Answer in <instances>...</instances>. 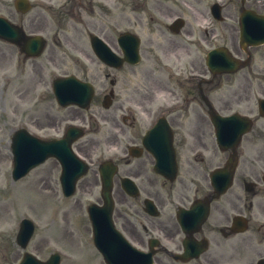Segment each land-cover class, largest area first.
Wrapping results in <instances>:
<instances>
[{
    "label": "rangeland",
    "instance_id": "1",
    "mask_svg": "<svg viewBox=\"0 0 264 264\" xmlns=\"http://www.w3.org/2000/svg\"><path fill=\"white\" fill-rule=\"evenodd\" d=\"M5 135V131H0V138H4ZM0 143L4 144L5 140L0 141ZM0 147V238L2 237V235H6L9 233L13 235L15 233V228L18 225L21 214L27 212V214L30 215L38 223V230L33 238L34 241L32 243L35 249L38 247V245H41L40 238L48 236L49 242L51 240H55L56 235L53 236V232H51L54 231V233L56 232L58 241L60 242L58 248L63 251L65 256L67 255L66 257H68L65 258V260L72 259L75 264H104L101 260V257L98 256L94 249V255H92L96 257L92 259H95L94 261L89 260L87 263L86 261L84 262V257L79 256L80 249L85 247L88 248V245H90L89 236L87 237L85 229H81V232L87 237L86 240H84L82 243H76L75 240L66 239L62 232L60 233L58 219L56 218L54 207H52V200H50V198H43L39 194H36L38 201H35L33 197L25 196V199L23 200L25 207H20L17 205L11 206L10 202L12 200L9 199L11 195L10 191L11 186L12 189L14 186L10 183V162L7 154L5 156L1 154L3 151L6 153L7 149H2V146ZM28 185H30L29 187L33 189L37 188L38 191L44 194L42 186L40 187L37 181H31L28 183ZM14 190H17L16 192H14V195H16L25 192V190L27 189L25 188V186H21L20 184H18L16 188H14ZM28 194L33 195L34 193L28 192ZM69 203L70 201H66L61 205L68 206ZM76 245L79 247H77ZM37 252L40 256L44 257L48 251H46L45 248H41L38 249Z\"/></svg>",
    "mask_w": 264,
    "mask_h": 264
},
{
    "label": "flooded vegetation",
    "instance_id": "2",
    "mask_svg": "<svg viewBox=\"0 0 264 264\" xmlns=\"http://www.w3.org/2000/svg\"><path fill=\"white\" fill-rule=\"evenodd\" d=\"M138 143V142H137ZM175 145L176 146H182L181 142L175 139ZM135 174H138L141 172V164L138 165L137 168L134 169Z\"/></svg>",
    "mask_w": 264,
    "mask_h": 264
}]
</instances>
